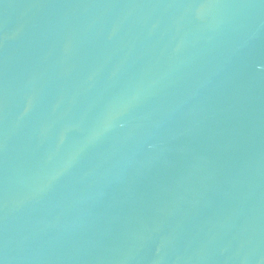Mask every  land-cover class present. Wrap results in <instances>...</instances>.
<instances>
[{
	"label": "water",
	"instance_id": "water-1",
	"mask_svg": "<svg viewBox=\"0 0 264 264\" xmlns=\"http://www.w3.org/2000/svg\"><path fill=\"white\" fill-rule=\"evenodd\" d=\"M0 264H264V0H0Z\"/></svg>",
	"mask_w": 264,
	"mask_h": 264
}]
</instances>
